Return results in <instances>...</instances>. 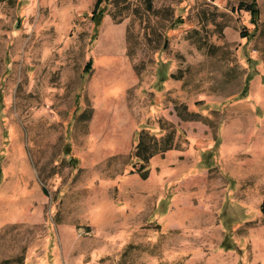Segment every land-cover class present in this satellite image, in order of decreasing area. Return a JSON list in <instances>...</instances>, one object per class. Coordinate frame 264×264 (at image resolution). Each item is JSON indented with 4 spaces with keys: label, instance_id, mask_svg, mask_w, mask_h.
<instances>
[{
    "label": "rangeland",
    "instance_id": "rangeland-1",
    "mask_svg": "<svg viewBox=\"0 0 264 264\" xmlns=\"http://www.w3.org/2000/svg\"><path fill=\"white\" fill-rule=\"evenodd\" d=\"M96 1L0 0V264H264V0Z\"/></svg>",
    "mask_w": 264,
    "mask_h": 264
},
{
    "label": "trees",
    "instance_id": "trees-1",
    "mask_svg": "<svg viewBox=\"0 0 264 264\" xmlns=\"http://www.w3.org/2000/svg\"><path fill=\"white\" fill-rule=\"evenodd\" d=\"M102 3L103 0L96 1L95 8L91 14V20H95L100 15ZM239 9H244L250 13L254 12L252 3L245 1L239 3ZM85 71H88V69L85 68ZM177 146L178 141L175 130L167 132L162 137H157L155 134L143 130L140 132L139 141L135 149L131 152L130 159L134 161L133 164L137 167V173L143 178H146L150 173V159L157 154H163ZM261 211L264 215V199L261 204Z\"/></svg>",
    "mask_w": 264,
    "mask_h": 264
}]
</instances>
